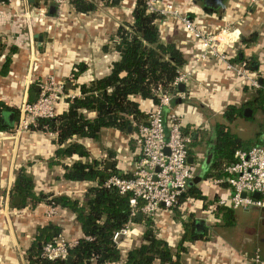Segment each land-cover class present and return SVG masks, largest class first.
I'll list each match as a JSON object with an SVG mask.
<instances>
[{
	"label": "crops",
	"instance_id": "1",
	"mask_svg": "<svg viewBox=\"0 0 264 264\" xmlns=\"http://www.w3.org/2000/svg\"><path fill=\"white\" fill-rule=\"evenodd\" d=\"M43 1L0 0V40L6 43V46L9 43L17 45V50L10 56L8 70L5 74H0V99L8 105H11L12 101L14 103L17 96H22L23 101L26 100L27 88L30 84H34L35 88L38 89L37 84L29 79L30 69L32 68L29 65L32 64V61L33 70L38 75L50 71L56 78L63 77L68 73L72 74L75 64L83 62L84 68L77 76L83 78L78 79L75 77L76 80L74 82L66 80V77L64 78L65 90H68L64 91L65 93H69V91L71 93L72 91L71 94H76L77 88H74L73 84L88 81L93 77L105 74L109 69L111 60L116 58L117 54L110 48H102V45L105 44L102 41L105 38L101 37L102 34L100 33L105 25L108 27L107 30L112 27H114V30L121 21L131 20L132 0L124 2L113 1L112 5L108 3L100 5V7L97 5L89 14L99 15L102 20L97 17L98 21L94 17H89L90 15H87V13L83 14L76 10L73 11L74 8L72 9L68 6H63V12L61 11L59 17H55L56 5L49 2V0L43 4ZM175 3L194 19L202 29L208 32L226 28L224 32L219 34L220 44L225 45L229 42L237 45V47L239 45L238 50L240 53L243 56H253V61L256 62V68H249L252 75L256 76L257 79L259 77L264 78V0H220L216 7L213 6L211 8V11L204 9L209 6L203 0H175ZM35 4H39L38 7H41V5L45 6L48 13L45 18L38 17L35 13L32 14L35 19L34 22H36L34 25L32 24L29 44H33L34 49L29 51L28 46L17 42L20 39L17 38L16 33L22 32L23 27L20 25L19 18H15V14L12 11L15 9L20 11L29 9L30 13H32L34 8L37 7ZM51 4L54 5L52 12L48 10ZM64 7L66 8L64 9ZM251 32H256L255 40L248 44L241 43L240 38L247 36ZM35 33L42 36L40 41H37L34 36ZM227 33H232V35L226 37ZM162 39H170L184 44L187 56L190 57L191 66H193L189 81L180 90L185 96L183 98L174 97L170 101V106H163L162 111L165 120H167V114L170 110L180 112L182 127L188 130L196 139V143L190 146L193 156L191 155L192 159L189 164L193 165V162H196V170L192 171L194 176L199 175L200 178L193 183L206 196V200L211 201L204 206L201 199L187 198L183 204L179 205L180 210L183 211L182 216L191 213L192 219L195 217L203 218L205 223L204 231L206 230L204 238L185 242L187 248L182 254L183 264H232L231 262L234 260H238V264H249L248 260H246L248 253L254 248L260 252V248L257 247L258 239L250 235L252 228L245 224L239 225L235 211V222L232 227L228 229L219 228L213 231L216 233L215 236L211 235V229L221 222L220 215H216L213 211V204L217 202L219 197L227 195L229 188L225 184L214 183L207 177L201 178L207 167V159H204L208 149L206 142L212 138L214 122L220 120L221 110L227 104L239 105L245 100L249 95V90L244 89V87H247L244 84L247 83L234 71L220 66L214 57L194 63L192 57L197 49L193 46V42L181 25L174 19H170L166 23L163 28ZM1 59L2 57L0 56V61ZM26 77L28 79H25ZM21 87V93L17 94ZM65 97L62 96L57 102L56 112L66 107ZM140 104L144 107H150V103L147 100H140ZM240 120L249 121L251 119L241 118ZM31 133L36 136H47L36 133L34 130ZM132 133L123 134L117 129L106 128L97 140L89 137H73V139L86 146L89 149L90 156L94 155L93 157L98 158L95 155H99L101 158L98 159L108 160L111 164L112 158L106 155L107 149L110 148L114 152V166L123 171L128 170L130 164L138 155L134 142L130 143L128 141L129 137H132ZM49 134L51 135L49 142L43 141V147L39 146V152H37L40 158L44 157L40 161L44 163H42L41 167H43V171L47 170L49 172L48 177H50V179H46L45 182L47 183L42 186L51 187L50 189L47 188L49 190L57 188V193H82L87 185L86 181L60 178L58 174L62 169L61 164L48 165L46 163V158L52 155L54 148L57 146L54 141V134L52 132H49ZM37 139L39 141V138ZM6 148V145L0 146V188L5 185L1 182L5 173H9L7 179L9 178L10 181V183L9 181L7 182L6 190L4 191V207L0 208L2 213L0 214V264H25L23 253L29 246L36 227L48 221V217L43 214L46 209L44 207L46 202L37 201L29 209H27V204L19 207L10 204L13 195L9 193V189L14 176L11 178L10 169H7L9 166H6L3 161V155L7 151L5 150ZM18 157L22 158V155H18ZM76 158H78L76 154H71L63 157L60 161L61 163L69 164ZM20 165L30 174V169L27 165ZM43 171L38 172V177L45 180L44 176L41 175ZM42 186L38 187L36 191H47ZM33 188L35 190L34 185ZM260 209L258 210L259 217L261 222H264V208ZM58 211V215L55 214L53 216L62 222L53 221L60 224L61 232L68 238H78L82 232L75 221L74 214L63 207H58ZM159 221L160 225L164 227L163 231L166 234L168 232L173 237L171 246H175L174 244L182 232L181 223L177 221L176 217L174 218L171 212L165 209L161 210ZM142 228L143 226L139 222H133L129 238L123 241V250L140 241ZM237 228L244 230L248 228L249 236L247 239L253 243V247L250 248L247 246L248 244H245L247 249H244L243 246L237 249L233 248V244L226 239L225 235L227 230L234 231ZM233 250H237L239 254H236ZM231 253H233V256ZM151 264L166 263L154 260Z\"/></svg>",
	"mask_w": 264,
	"mask_h": 264
},
{
	"label": "trees",
	"instance_id": "2",
	"mask_svg": "<svg viewBox=\"0 0 264 264\" xmlns=\"http://www.w3.org/2000/svg\"><path fill=\"white\" fill-rule=\"evenodd\" d=\"M99 1H103L104 4L113 2ZM68 2L74 10L83 14L93 11L96 7L94 0ZM132 2L131 20L121 21L108 36L107 43L102 45L103 49L110 48L117 54V57L111 60L108 71L88 81L73 84L77 92L65 97L64 109L55 111L52 116L36 117L29 124L32 130L54 134L57 146L52 155L46 158V163L61 164L62 169L58 176L63 179L86 181L87 185L81 197L36 191L31 175L22 165L17 168L9 193L19 198L17 202L10 200L11 205L19 207L27 203L33 205L37 201H44L67 208L74 214L82 232L77 242L68 250L69 260L59 258L49 260L40 256L41 246L61 232V226L53 220L37 226L29 246L23 253L25 264H101L105 260L112 261V264H151L154 260L166 264H183L182 254L187 248L185 242L204 238L206 230L195 231L191 213L182 216L183 211L179 208L187 198L201 199L204 206L211 202L206 200V196L195 183L190 182L178 196L176 203L167 209L182 227L175 246H171L173 237H166V232L158 229L159 224L156 225L150 216L134 214L132 220L143 226L140 241L128 247L120 259V250L112 241L111 235L130 216L128 193H119L114 187L105 186L103 181L111 173L126 176L129 172L114 166V152L110 148L107 149L106 155L112 158V163L106 166L103 159L90 156L89 149L73 139L89 137L97 140L106 128L117 129L123 134L132 133L135 124L145 122L150 107L156 103L157 89L172 88L170 82L175 74L191 66L184 44L162 39L165 25L160 21L163 15L147 11L144 0ZM255 37L256 32H251L247 36H242L240 41L248 44L254 41ZM238 48L239 45L238 47L233 45L231 50L227 49L229 59L249 70L253 56H243ZM16 50V44L9 43L6 46V43L0 40L2 57L0 74L6 73L10 56ZM194 55L195 53L193 57ZM83 68V62L75 64L72 76L77 77ZM244 85L247 86L244 89L249 90L245 100L239 105L227 104L221 110L220 120L214 122L212 138L206 142L208 149L204 159H207V167L201 178L226 176L225 167L234 160L233 151L236 148H247L264 139V78L259 77L257 86ZM37 93L38 89L34 84H30L27 88L26 101H33ZM140 100H147L150 107L142 106ZM245 106L251 110L248 115L243 113ZM3 109L12 110L14 120L18 119V108L0 99V112ZM241 118L258 121L254 129L245 132L242 127L236 125ZM7 129L8 127L0 124V130ZM182 129L188 131L183 127ZM128 141L131 143L132 137H129ZM195 143L196 139L191 135L187 148L188 155L193 156L190 146ZM71 154H76L78 158L69 164L61 163L60 159ZM213 211L220 215L221 219V222L216 224L218 228L213 227L215 230L232 227L235 222L234 209L216 202L213 204ZM83 235H89L91 238H85ZM254 249L248 253V257L253 254ZM247 260L249 264H256L250 258Z\"/></svg>",
	"mask_w": 264,
	"mask_h": 264
},
{
	"label": "built area",
	"instance_id": "3",
	"mask_svg": "<svg viewBox=\"0 0 264 264\" xmlns=\"http://www.w3.org/2000/svg\"><path fill=\"white\" fill-rule=\"evenodd\" d=\"M56 1L58 2L56 8L58 7L60 11L62 0ZM109 4L112 5L113 2L109 1ZM144 4L147 11L163 15L160 22L164 25L170 19H174L181 25L197 49L193 57L194 63L214 57L224 69L234 71L247 84L257 86L258 79L252 75L251 70L230 61L227 49L231 50L233 44L229 42L225 45L220 44L219 34L226 28L214 32L202 29L194 19L177 6L175 0H144ZM23 12L27 17L29 16L26 10ZM42 13L43 11L39 10V14ZM192 72L193 66L179 70L170 82L172 88L157 89L156 103L150 107L145 122L136 123L132 133L138 155L128 170H125L129 174L125 176L111 173L103 181L105 186H112L119 193H128L130 216L111 235L112 241L120 250V259L124 255V252H121L125 251L122 246L123 241L129 238L131 225L135 222L132 216L138 212L150 216L156 225L159 224L158 229L163 231L164 227L159 223L161 210H167L175 204L178 196L184 192L194 177L187 161V148L191 133L183 131L180 112L170 110L165 120L162 111L163 106H170V101L174 97L183 98L185 96L182 91L175 89V86L178 82L187 83ZM43 83L44 90L41 95L33 101H23L21 114L23 113L24 117L20 116L18 129L26 130L36 117L52 116L56 111L57 99H60V96L73 95L65 93L62 90V84L48 91L51 88L49 84L51 81L48 85L44 81ZM233 155L234 160L225 167L226 176L211 179L214 183L224 182L229 188L228 194L219 197L217 203L227 205L232 209L264 208V139L247 148H236ZM242 191L244 195H241ZM253 191H256L258 195L253 196ZM83 236L91 238L89 235ZM166 237L171 238L172 236L167 232ZM76 242V237L68 238L59 232L52 240L42 244L39 254L43 259H65L69 248ZM248 258L256 264H264L257 249ZM112 263V261L105 260L101 264Z\"/></svg>",
	"mask_w": 264,
	"mask_h": 264
},
{
	"label": "rangeland",
	"instance_id": "4",
	"mask_svg": "<svg viewBox=\"0 0 264 264\" xmlns=\"http://www.w3.org/2000/svg\"><path fill=\"white\" fill-rule=\"evenodd\" d=\"M45 1H47V0H44L42 3L44 4ZM49 2H52L55 5H58V2L56 0H49ZM60 3H62V7L68 6V7L73 9V7H71V4L69 5L68 0H62ZM97 5L100 7V5L101 6L104 5V2L103 1H100V2L96 1V6ZM38 6H39V4L37 5L36 8H34L32 13H30L29 9L26 10L29 13L28 17L24 14L23 10L20 11L17 9L18 10V12H17V10L15 9L12 11V13L15 14V18H19L20 25H21V27H23L22 32H20L19 34L16 33L17 38L20 39L17 42H19L20 44H24L25 46H28L29 51H32L31 49H34L33 44H29L31 41L30 40L31 28L33 27L34 23L36 22V21L34 22L35 19H34V16L32 14L35 13L36 16H38V17L41 16L42 18H45V15L47 14L45 6L41 5V8ZM62 7H61L60 11L58 10V7H57L55 17H59L61 14V11L63 12ZM65 8L66 7H64V9ZM39 10L43 11V13L39 14ZM73 11H74V9H73ZM87 15H90L89 17H94V19H97V21H98V18L100 17L99 15H95L92 13L89 14V12L87 13ZM99 20H102V18L100 17ZM106 26L107 25H105L104 27H106ZM104 27H103V30L101 29L102 32L100 34H102L101 37L105 38L102 42L107 43L108 36H110V34L113 32L114 27H112L109 30H107L108 27H106V28H104ZM19 28H20V26H19ZM29 66L32 67L30 69L31 71H30L29 79L33 80V82H35L37 84V88H38V93H37L36 98L39 95H41L42 91L44 90L43 81L47 85H48V82L51 81V83H49L51 85V88L48 89V91L54 90V88H56V86H58L59 84H62V90L68 91V90H65L64 78L66 77V80H71L72 82H74L76 80V78L73 77L71 73H68L67 75L60 77V78H56L55 76H53V74L50 73V71L43 72L41 75H38L36 73V71L33 70V61H32V64H30ZM77 78L81 79L83 77H77ZM25 79H28V78L26 77ZM21 83H22V81H21ZM22 86H23V84H22ZM60 89H61V87H60ZM21 91H22V87L19 89L17 94H20ZM71 93H72V91H71ZM71 93L69 91V94H71ZM60 97L62 98V96H60ZM6 99L9 100V98H7V97H6ZM16 100L14 103L12 101L11 105L16 106L18 108V110H19L18 119L14 120L13 125L11 127H9L6 131L0 132V146H3V145L7 146V148L5 149V150H7L6 151L7 156H6V154L3 155L4 156L3 161L6 163V166L8 165L10 167V168L7 167V169H10L9 172H10L11 178H13V176H14L15 172L17 171V168L20 166V164H24L25 166L27 165L28 168L30 169V174L32 177V181H33V185L35 187V190H38V187L44 185V183H47L45 181L47 178L50 179V177H48L49 172H47V170L43 171L44 169H43V167H41L44 163L40 162V161H42L44 157L40 158V155L37 152H39L38 148L43 147V141L46 140L47 143L49 142L51 135L49 134V132L47 133V132H42L39 130H34L36 133L42 134L43 136L47 135L45 137H42L39 135L36 136L33 133H31V131H33V130L30 128H27L26 130H24L22 128L18 129V125H17L18 120H19L20 116L24 117V114L23 113L21 114V108H22V103H23L22 96H19V97L17 96ZM59 100L60 99L58 98L56 102H58ZM6 102H8V101H6ZM238 121H239V124L236 123L237 127L240 126L243 128V131L248 132V131L254 129V126L258 120H251V121L250 120L249 121L248 120H238ZM37 138H39V141ZM49 146H50V144H49ZM43 154H46V153H43ZM18 155H22V158L18 157ZM95 156L98 158H101V156H99V155H95ZM194 161H195V159H194ZM33 165H34V167H32ZM190 168L192 170H196L195 169L196 168V162H193V165L191 164ZM39 171H43V173L41 175L44 176L45 180L40 179L38 177ZM8 175H9V173L8 174L5 173V176H3L4 179L1 181L5 185L3 186V188L2 187L0 188V208L4 207L3 197H4V191L6 190V188H5L6 184L9 181V178L7 179ZM9 183H10V181H9ZM42 188H46V189L49 188L50 189L51 187L42 186ZM49 189H47V191H43V192L57 194V191H58L57 188L56 189L53 188V190H49ZM81 194L82 193H80V192L68 193V195L74 196V197L75 196L81 197ZM30 206H32V205L27 203V207H28L27 209H29ZM44 207L46 209L43 211V214L48 217L47 219L58 221L53 215H55V214L58 215L57 212H59L58 211L59 206L46 203V205H44ZM258 210H261V209L257 208V207H248L247 210H244L241 208L235 209V211L237 213V222L239 223V225L245 224L246 226H249L252 228V233L250 235H252L251 237L258 239L257 240V244H258L257 247L260 248V252H259L260 256L264 259V222H261ZM0 214H2L1 211H0ZM263 221H264V219H263ZM58 222H62V221H58ZM247 229L248 228H246V230H244L242 228H237L234 231L233 230L230 231V229L226 231L227 234L225 235V237H226V239L230 240L229 242H231L233 244L234 249H237L240 246L241 247L243 246L244 249H247L245 244L246 245L248 244L247 246L250 248L253 247V245H252L253 243L247 239L249 236V231H247ZM211 230H212L211 235L215 236L216 233L213 232V231H215V229L213 230V228H212ZM211 238H213V237H211ZM233 251L236 254H239L237 252V250H233ZM231 255L233 256V253H231ZM242 260H243V258H242ZM234 261L231 263L232 264H238V260H234Z\"/></svg>",
	"mask_w": 264,
	"mask_h": 264
},
{
	"label": "water",
	"instance_id": "5",
	"mask_svg": "<svg viewBox=\"0 0 264 264\" xmlns=\"http://www.w3.org/2000/svg\"><path fill=\"white\" fill-rule=\"evenodd\" d=\"M28 2H37L38 0H27ZM114 2H118V0H113ZM204 3H206L209 7H205L204 9L207 10V11H211V8L214 6L216 7L220 0H203ZM54 9V5L51 4L49 5L48 7V10L50 12H52V10ZM34 36L36 37L37 41H40L41 40V35L40 34H34ZM250 68L251 69H254L256 68V62L255 61H252L251 62V65H250ZM177 88L179 90H182L183 89V86H184V83L182 82H178L177 83ZM251 110L249 107L245 106L243 108V113L248 115L250 114ZM14 123V113L12 110H9V109H3L1 112H0V124L5 126V127H11ZM192 159V156L191 155H188L187 156V161L190 162ZM105 165L106 166H109L110 165V161L106 160L105 162ZM199 175H195L193 178H192V181L191 182H197L199 180ZM241 195H244V192L242 191L241 192ZM252 195L253 196H257L258 193L256 191H253L252 192ZM18 196L17 195H13L12 197V201L13 202H17L18 201ZM136 215H139V212L136 214ZM193 225H194V229L195 231H198V232H202L204 230V226H205V223H204V219L201 218V217H195L194 220H193ZM66 260H69L70 259V255L68 254L66 257H65Z\"/></svg>",
	"mask_w": 264,
	"mask_h": 264
},
{
	"label": "bare ground",
	"instance_id": "6",
	"mask_svg": "<svg viewBox=\"0 0 264 264\" xmlns=\"http://www.w3.org/2000/svg\"><path fill=\"white\" fill-rule=\"evenodd\" d=\"M232 35V33H227L225 36L227 37V36H231Z\"/></svg>",
	"mask_w": 264,
	"mask_h": 264
}]
</instances>
